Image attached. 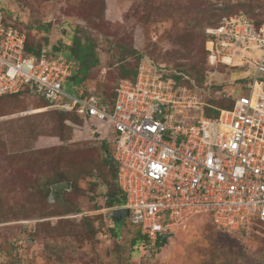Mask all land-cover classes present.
<instances>
[{
	"label": "rangeland",
	"instance_id": "374dc122",
	"mask_svg": "<svg viewBox=\"0 0 264 264\" xmlns=\"http://www.w3.org/2000/svg\"><path fill=\"white\" fill-rule=\"evenodd\" d=\"M0 9L28 34L41 25L37 33L48 51L61 50L52 58H73L75 34L92 45L96 58L91 61L99 63L88 65L82 90L110 92L121 67L138 68L141 56L142 64L154 61L165 74L184 80L176 83L177 96L187 87L185 95L201 98L211 111L229 107L233 96L243 94L236 83L242 74L219 59L209 63L203 19L243 14L264 22V0H0ZM194 65L202 70L187 73ZM77 89L70 82L64 90L76 96ZM58 120L55 110L30 95L0 99V264H264L263 226L228 233L207 214L170 231L164 248L135 249L137 228L129 219L113 221L107 208L110 184L104 185L109 175L102 161L111 155L114 130L92 119L83 125L67 122L70 138L65 133L67 140L49 141L60 135ZM95 129L99 138L92 135ZM62 172L75 185L68 183L71 188L60 193L65 197L58 205L52 192L44 199L43 187ZM93 174L102 177L95 183Z\"/></svg>",
	"mask_w": 264,
	"mask_h": 264
},
{
	"label": "built area",
	"instance_id": "2783aa9c",
	"mask_svg": "<svg viewBox=\"0 0 264 264\" xmlns=\"http://www.w3.org/2000/svg\"><path fill=\"white\" fill-rule=\"evenodd\" d=\"M208 35L211 65L219 59L231 68H253L247 93L232 110L214 109L212 117L201 98L177 96L152 63L139 67L135 83L117 86L112 106L82 88L70 95L64 89L76 64L45 49L29 55L26 34L7 26L0 11V98L28 93L49 110L110 125L115 136L108 142L126 200L110 211L128 210L150 249L200 214L228 233L264 225V22L258 27L234 17Z\"/></svg>",
	"mask_w": 264,
	"mask_h": 264
},
{
	"label": "trees",
	"instance_id": "16d2710c",
	"mask_svg": "<svg viewBox=\"0 0 264 264\" xmlns=\"http://www.w3.org/2000/svg\"><path fill=\"white\" fill-rule=\"evenodd\" d=\"M102 4H103V7L105 8V2H103ZM0 11L3 13V15L5 17V24L7 26H12V27H14V28L18 29L19 31H21V32L26 34V37H27L26 49H27V53L29 55L39 56L41 54L42 50L45 49V50L48 51L47 46L44 45L43 39L37 33L38 27H40L41 25L32 26L30 31H29V34H28V32H26L23 29H20L17 26L16 19L13 20V22L9 21L8 16L1 9H0ZM249 13H248V16H251L252 12H251V14H249ZM242 15H240V14H238V15H230V16L228 15V16H222V17H219L218 15H216V16H211V18H213V20H206L205 22H204V19H203V23H205V25H204L205 26V28H204V43L203 44L206 45L207 42L210 39L209 35H208L209 31H211V30H220V29L223 28L225 20L230 19V18H234V17H241ZM252 16L254 17V15H252ZM246 18L248 20L252 21L258 27L263 23V21L257 22V21H254L253 19H251L250 17H247V16H246ZM196 21L198 23H201L202 19L199 20V17H197ZM198 25H200V24H198ZM48 27L50 28V26H48ZM75 32H77V31H75ZM31 33H36L39 37L38 36L37 37L36 36H32ZM71 37L73 38L74 51H75V54H74L73 58H65L63 56H61L60 58L67 59V60H69L71 62H74L76 64V69H75V72H74V76H73V78L71 79L70 82H73L76 86H78V88H83L84 83L87 81V75H88V71H89L88 65H90L91 68H95L98 65L99 62H98V60H95L94 62L91 61L92 59L94 60L96 58L95 53H94V47L92 45H90V44H87V45L86 44H82V40H81L82 38H80L78 34H75L74 37L73 36H71ZM85 37L86 36H84V38ZM48 52L53 57L55 56L54 54L51 53L52 50H51V52L50 51H48ZM206 56H207V59H208V61L210 63V59H209L210 58V52L208 50H206ZM74 58H76L77 60H74ZM142 63H143V58L141 59V56H139L138 59H137L138 68L133 70V69H130V68L126 69L124 67H121L120 80L116 84V86L110 90V92H108L106 94H97L95 92L87 91V94H91V93L96 94V95L100 96L103 99V101H104V103L106 105L112 106L114 104L115 90H116L117 86L122 81H129V82L135 83L136 78H137V74H138V69H139V67L141 66ZM216 63H218V62H216ZM152 64L157 66L159 69H163V68H161L162 66L158 65L157 63H154V61H153ZM234 69H237L236 71H240L241 74H242V76L239 79H237V81H236L237 84H240L241 87H243L242 88L243 89V94L239 96V97H242V96H244L247 93V86H248V84L250 82V78H251V74L253 72V68L251 66H249V67L234 68ZM201 70H202V68H200V71ZM200 71L197 70V65H194V66L190 67L189 71H186V72L189 73V74L197 75ZM186 72H184V73H186ZM165 78L166 79L170 78V80L172 79L174 81V90H176V83H177V85L178 84L180 85V82L184 81L181 78H178V77H175V76H172V75L170 76L168 73L165 75ZM202 79H203V77L199 78V80H202ZM182 91L186 93V92L190 91V89L188 90L187 87H184L182 89ZM25 94L29 95L28 93H22L20 95L7 96V97H3V98H0V99L17 98V97H21V96H23ZM237 98L238 97L233 96L232 104L229 107L221 108V109H217V110H232L233 106H234V103L236 102ZM40 102H42V104H44L46 108L48 107V103L45 102L44 100L41 99ZM206 114H207V116L212 117L213 115L216 114V112L215 111H211L208 108V109H206ZM56 116L59 118L57 123L60 126V130L58 131V134H60V135H56L55 134V135H53L51 137H48L49 141L50 140H52V141L53 140H57L58 142L65 141V140H67L63 136L65 133H68L67 135H69V137H67V138L68 139L70 138L72 129L66 127L65 124L67 122H73L74 124H79V125L80 124L83 125V123H85V121L83 119H81L80 117H78L75 113H69V112H64V111H56ZM34 133H37V130H34ZM108 144H109V142H108ZM108 144L105 143L103 145L105 150H106V152H108ZM109 146L111 148L110 144H109ZM111 150H112V148H111ZM102 162H103L104 168L108 171V175H109V181H106V183L104 185L108 186L110 184V190H109V193L106 196L107 197V208L108 209H115L117 207H122V206L125 205L126 200H125V196L122 194V192L120 191V189L118 187V184H117L118 170H117V167H116L114 161L112 160V156L110 155V153L107 154L106 159L103 160ZM66 174H67L66 172H62V174H60V176L55 178V180H54V182H52V184H49V185H46V186L43 187L44 199L45 200H48V197H49V195L51 193V187L52 186L58 185V184H63V183H69V182H71L72 185H75V181H72V179L68 178V176ZM101 177H102L101 175H96V174H93V175L90 176V178L93 180V182H95L97 180V178L101 179ZM103 179H105V177H103ZM64 197H65L64 194L55 193V195H54L55 202H57L58 205H62L63 201H64ZM112 224H113V230H112L113 231V235L116 236L117 232H119V231L114 227L113 221H112ZM253 224H254V227H257V226H263L264 227L263 224H260L258 222H254ZM137 232H138V237L133 242L134 246L136 247L135 249H139L140 250L141 247L149 248V241L146 238L142 237L140 231H137ZM94 235H95V233L93 234V236ZM160 242H161V239H159L157 245L155 246L156 250L160 247ZM137 244L140 245V246H136Z\"/></svg>",
	"mask_w": 264,
	"mask_h": 264
},
{
	"label": "water",
	"instance_id": "95a60500",
	"mask_svg": "<svg viewBox=\"0 0 264 264\" xmlns=\"http://www.w3.org/2000/svg\"><path fill=\"white\" fill-rule=\"evenodd\" d=\"M52 53L57 54L60 53V49L57 46L52 47ZM96 138H99V134L95 135ZM71 188V184H58L51 187L52 194L55 193H63L65 191H69ZM129 217L128 210H115L111 213V218L113 221H122L127 220ZM173 234H164L161 236L160 248H164L168 244V240L171 239Z\"/></svg>",
	"mask_w": 264,
	"mask_h": 264
},
{
	"label": "clouds",
	"instance_id": "9594fccd",
	"mask_svg": "<svg viewBox=\"0 0 264 264\" xmlns=\"http://www.w3.org/2000/svg\"><path fill=\"white\" fill-rule=\"evenodd\" d=\"M114 211H115V210H114ZM112 212H113V211H112ZM112 212H111V213H112Z\"/></svg>",
	"mask_w": 264,
	"mask_h": 264
},
{
	"label": "flooded vegetation",
	"instance_id": "af4514ba",
	"mask_svg": "<svg viewBox=\"0 0 264 264\" xmlns=\"http://www.w3.org/2000/svg\"><path fill=\"white\" fill-rule=\"evenodd\" d=\"M60 52H61V50H60Z\"/></svg>",
	"mask_w": 264,
	"mask_h": 264
},
{
	"label": "bare ground",
	"instance_id": "6f19581e",
	"mask_svg": "<svg viewBox=\"0 0 264 264\" xmlns=\"http://www.w3.org/2000/svg\"><path fill=\"white\" fill-rule=\"evenodd\" d=\"M211 48V47H210Z\"/></svg>",
	"mask_w": 264,
	"mask_h": 264
}]
</instances>
